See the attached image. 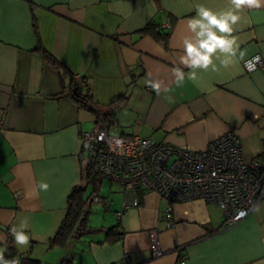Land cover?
<instances>
[{"label": "crops", "instance_id": "crops-1", "mask_svg": "<svg viewBox=\"0 0 264 264\" xmlns=\"http://www.w3.org/2000/svg\"><path fill=\"white\" fill-rule=\"evenodd\" d=\"M31 1L34 12L24 0H0V249L5 251L11 235L20 255L42 262L53 254L49 264L65 257H73V264H120L125 254L130 264H174L179 255L187 264H264V199L241 222L224 228L222 211L211 203H170L155 191L119 188L122 194L112 190L110 197L97 193L110 202L109 208L96 203L106 211L104 226L75 253L47 246L68 193L80 181L79 159L86 160L81 131L106 127L112 135L202 150L233 130L248 155L264 148V70L247 71L243 65L255 55L264 58V5L236 13L235 62L224 67L214 56L216 70L196 69L192 81V70L181 63L184 40L194 35L188 20L196 17L197 5L222 12L232 7L230 0ZM33 14L39 41L60 62L58 68L34 51ZM166 20L170 30L163 29ZM147 25L167 34L166 41L142 31ZM177 68L184 73L180 83ZM77 75L90 85L96 107L112 109L110 121L95 119L75 103ZM148 81L160 84L159 93ZM41 182L49 185L47 191ZM134 198L138 205L117 217L122 202ZM167 208L174 221L170 228ZM22 223L27 245H17L10 231ZM114 226L120 239L104 230ZM151 230L164 250L159 257L149 250Z\"/></svg>", "mask_w": 264, "mask_h": 264}, {"label": "built area", "instance_id": "built-area-1", "mask_svg": "<svg viewBox=\"0 0 264 264\" xmlns=\"http://www.w3.org/2000/svg\"><path fill=\"white\" fill-rule=\"evenodd\" d=\"M162 26L170 30L171 23L166 20ZM257 56L260 60L253 70H264V58L255 55L243 62L247 71L253 70L245 66L246 62ZM73 90L89 94L90 85L77 75ZM79 138L95 151L100 174L117 183L124 192L155 191L170 203L203 200L220 208L224 228L241 222L264 199V148L248 155L233 130L217 136L202 150L159 143L150 137L112 135L109 128L81 131ZM92 202L110 207L108 199L98 194L92 196ZM130 205L137 206L138 199L134 198L130 204L122 202L116 216L120 218ZM170 211L171 208L166 209L167 228L174 225ZM241 212L246 215L240 216ZM149 250L155 257L164 253L156 230L149 232ZM121 263L130 264L126 254ZM174 264L187 263L179 255Z\"/></svg>", "mask_w": 264, "mask_h": 264}, {"label": "trees", "instance_id": "trees-1", "mask_svg": "<svg viewBox=\"0 0 264 264\" xmlns=\"http://www.w3.org/2000/svg\"><path fill=\"white\" fill-rule=\"evenodd\" d=\"M26 1L31 11H33L34 4L31 0H24ZM152 26V27H151ZM33 29L35 32V36L37 38V46L34 49L35 52L39 53L41 57L54 68L60 67V62L48 51L46 50L39 41V37L37 34V25L35 16L33 14ZM142 31H149L151 32L156 38L159 40H163L164 42L167 39V34H163L158 31L157 26L155 25H147ZM56 95L55 97H58ZM72 98L77 103V105L95 116V119L100 117H104L110 121V117H112L113 112L112 109H108L107 111H103L102 109L96 107L93 102H91V98L89 94L80 93V92H73ZM121 98H124L123 96ZM120 98V99H121ZM125 99V98H124ZM106 128V127H105ZM103 129V128H101ZM82 153H86V160L84 161L82 157H80V172L81 177L79 183L75 184L66 198V206L64 215L60 221V224L55 231V233L48 239L47 246L48 248H67L69 243L73 240H78L82 236L94 233L96 231L102 230V228H96L90 226L88 224L89 213H90V206L92 203V196L98 193L99 186L101 179L103 176L97 169V159L96 153L91 148L85 146L82 143ZM81 153V154H82ZM90 185V190L88 186ZM115 226L111 228L104 229L107 234H112L113 238L120 239L122 235L115 230ZM111 241V240H110ZM4 258L6 260L17 259L19 264H40V260L31 256H22L20 255L16 248L13 245L12 236L9 235L7 238V244L5 247V251L3 252ZM58 264H73L72 257H65L59 261ZM120 264H122L120 262Z\"/></svg>", "mask_w": 264, "mask_h": 264}, {"label": "clouds", "instance_id": "clouds-1", "mask_svg": "<svg viewBox=\"0 0 264 264\" xmlns=\"http://www.w3.org/2000/svg\"><path fill=\"white\" fill-rule=\"evenodd\" d=\"M231 8L227 11L213 12L212 10L197 5L196 17L188 20V28L194 34L191 38L184 40V55L181 56V63L191 69L188 73V79L195 81L197 79L196 69L207 70L209 66L216 70V65L213 62V57L219 60L221 65L227 67L229 64L235 62L233 58L236 57L239 44L231 34L233 32V25H236L240 20V16L236 14L243 6L249 8H260L264 5V0H230ZM219 33V34H218ZM227 34V35H224ZM219 53V54H217ZM244 53H240V58H243ZM223 56V59H221ZM260 57H254L253 61L246 62V67L253 70L255 63H258ZM177 82H183L184 73L181 69L174 70ZM149 85L159 93L160 84L148 81ZM39 187L47 191L49 185L41 182ZM240 216L246 215L241 212ZM20 230L16 227L11 228V234L14 236L17 245H27L29 243V236L25 234L23 228L26 227L22 223ZM4 249H0V264H19L17 259L6 260L3 255Z\"/></svg>", "mask_w": 264, "mask_h": 264}, {"label": "rangeland", "instance_id": "rangeland-1", "mask_svg": "<svg viewBox=\"0 0 264 264\" xmlns=\"http://www.w3.org/2000/svg\"><path fill=\"white\" fill-rule=\"evenodd\" d=\"M120 186L117 184V183H114V182H111L109 181L107 178H102L101 179V182H100V186H99V191L98 193L102 196H107V197H110L111 194L113 193L112 190H117L119 189ZM90 190V189H89ZM120 190H122L120 188ZM121 191L117 190L116 193H119V194H122V192L120 193ZM106 211L104 210L103 206L100 205V204H96V203H93L91 204L90 206V213H89V219H88V224L90 226H93V227H98V228H101L103 227V222H104V218H103V214L105 213ZM93 233H89V234H86L84 236H82L81 238L77 240H73L71 243H69V247L65 249V255H67V253L69 252V254H73L75 253V251H77L76 249L78 247H80L82 244L84 245V241H87L90 237H92ZM96 235V234H95ZM94 235V236H95ZM81 240V241H79ZM73 244V245H71ZM53 254L49 255V257L47 258V260H43L41 262V264H49V258L50 256H52ZM73 259V257H72ZM80 258H76V260H78Z\"/></svg>", "mask_w": 264, "mask_h": 264}]
</instances>
